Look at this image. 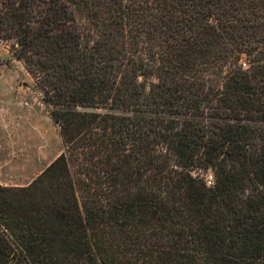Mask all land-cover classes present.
I'll use <instances>...</instances> for the list:
<instances>
[{
	"label": "trees",
	"instance_id": "trees-1",
	"mask_svg": "<svg viewBox=\"0 0 264 264\" xmlns=\"http://www.w3.org/2000/svg\"><path fill=\"white\" fill-rule=\"evenodd\" d=\"M0 42L62 142L0 264H264V0H0Z\"/></svg>",
	"mask_w": 264,
	"mask_h": 264
},
{
	"label": "rangeland",
	"instance_id": "rangeland-1",
	"mask_svg": "<svg viewBox=\"0 0 264 264\" xmlns=\"http://www.w3.org/2000/svg\"><path fill=\"white\" fill-rule=\"evenodd\" d=\"M76 19L87 27L85 17L77 11ZM61 150L50 108L22 62L10 52L9 44L0 42V184L28 185Z\"/></svg>",
	"mask_w": 264,
	"mask_h": 264
},
{
	"label": "built area",
	"instance_id": "built-area-1",
	"mask_svg": "<svg viewBox=\"0 0 264 264\" xmlns=\"http://www.w3.org/2000/svg\"><path fill=\"white\" fill-rule=\"evenodd\" d=\"M208 184H209V182H208Z\"/></svg>",
	"mask_w": 264,
	"mask_h": 264
}]
</instances>
